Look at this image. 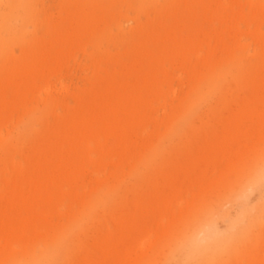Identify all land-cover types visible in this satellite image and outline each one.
<instances>
[{
  "label": "rangeland",
  "instance_id": "obj_1",
  "mask_svg": "<svg viewBox=\"0 0 264 264\" xmlns=\"http://www.w3.org/2000/svg\"><path fill=\"white\" fill-rule=\"evenodd\" d=\"M236 111L257 115L242 161L219 155L189 180ZM82 113L97 117L79 140ZM0 159V255L10 246L15 264L54 250L39 264H173L209 218V244L228 239L264 202V178L248 181L264 163V0H0ZM178 173L183 186L155 194ZM249 187L241 215L233 194ZM217 252L202 264H264V210Z\"/></svg>",
  "mask_w": 264,
  "mask_h": 264
},
{
  "label": "bare ground",
  "instance_id": "obj_2",
  "mask_svg": "<svg viewBox=\"0 0 264 264\" xmlns=\"http://www.w3.org/2000/svg\"><path fill=\"white\" fill-rule=\"evenodd\" d=\"M94 114H77L72 117L71 120L73 123H76V129L73 135H77L78 139L81 140L86 137L87 132L85 129V124L90 117L95 118ZM256 113H240L232 112L230 115V122L228 124H223L219 127L220 135L215 138V140L207 147L206 151L203 152V157L196 163L189 164V180L198 181L202 179V176L207 173V169L215 165L216 157L219 155H225L234 153L237 155V147L241 144V141L246 133L253 132V129L248 128L245 131V120H251L256 118ZM97 117V116H96ZM114 119V120H113ZM111 125L105 124L106 133L113 137L114 140L118 143L122 149H125L126 144L131 140V137L126 135L119 128L118 119L113 118ZM65 137H71L72 134L62 135ZM250 148V149H249ZM249 152L253 150L251 147H247ZM237 162H241L242 159L237 155L235 157ZM5 166V163L0 159V169ZM185 170V169H182ZM185 171H183L184 173ZM182 173V172H181ZM172 174L166 177L164 180L160 181L161 189L156 190L155 194L159 197H166L169 193L174 192L183 186L184 178L183 174ZM180 174V175H179ZM264 178V163L263 165L254 171L249 176V184L251 188L260 187ZM251 188H246L245 190H240L237 193L233 194L234 198L240 199L241 215L247 212L246 199L247 194ZM259 212L256 215H252L251 221L246 228H240L236 234H233L228 239L220 240L214 242V244H209L210 239L215 238L219 233L216 230L215 223L213 218H209L210 225L206 228V225H198L194 230H191L186 234L181 242L177 245L175 249V260L173 264H202L207 259L212 260L219 257L217 249L232 250L235 247V244L243 237H247V234L255 224H258L261 221V214L264 210V202L259 206ZM219 214L227 220L226 214L222 209L219 210ZM208 229V230H207ZM58 250H54L51 255L43 256L37 260H27L25 264H39L42 261H55L59 260ZM0 264H15L13 261V256L10 252V246H6L4 253L0 255Z\"/></svg>",
  "mask_w": 264,
  "mask_h": 264
},
{
  "label": "snow or ice",
  "instance_id": "obj_3",
  "mask_svg": "<svg viewBox=\"0 0 264 264\" xmlns=\"http://www.w3.org/2000/svg\"><path fill=\"white\" fill-rule=\"evenodd\" d=\"M89 7H108V6L93 5V6H89ZM130 7H134V5L116 6L114 9H116L117 11L113 12V14L108 16V21L107 22L109 24L114 23Z\"/></svg>",
  "mask_w": 264,
  "mask_h": 264
}]
</instances>
